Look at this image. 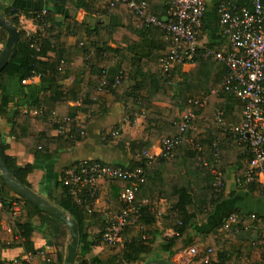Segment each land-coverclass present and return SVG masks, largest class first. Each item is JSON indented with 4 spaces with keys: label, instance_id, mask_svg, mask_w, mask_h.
<instances>
[{
    "label": "trees",
    "instance_id": "obj_1",
    "mask_svg": "<svg viewBox=\"0 0 264 264\" xmlns=\"http://www.w3.org/2000/svg\"><path fill=\"white\" fill-rule=\"evenodd\" d=\"M53 1L61 3L64 7L71 6L74 10L82 8L87 12L95 11L86 0ZM106 1L109 7L113 0ZM235 2L251 7L252 0ZM148 10L158 17L163 14L150 9L149 6ZM0 11L19 31L17 50L0 71V117L4 118L9 126V134L27 146L37 159L55 158L61 151L85 142L84 132L87 125L106 112L107 94H110L114 101L124 102L126 114L131 119L135 115L144 114L142 135L147 143L155 142L162 135L176 133L177 126L174 121L177 109L186 106L189 98H207L204 106L195 109L194 127L185 132V139L178 152L169 159H157L147 167L145 179L139 183L135 192L136 211L132 216L136 217V222L125 225L121 240L111 245L118 250L107 258H89L87 253L93 245H101L108 214L123 208L119 192L128 185V181H104L100 195L103 193L107 201L108 207L105 209L89 203H76L67 194L61 181L58 183L60 195L46 196L78 224L76 264H142L151 258L171 259L186 247L189 229L193 223L205 219L212 212L213 205L226 196L223 188L214 190L213 175L204 162L214 164L222 175L229 164H236L238 179L243 180L246 168L243 162L247 157L242 149L243 144L235 143L234 136L219 127L215 120L217 107L223 109L226 125L236 124L242 118V103L237 97L225 90L211 92L212 89L218 88L223 80L227 72L225 65L200 55L194 59L193 66L182 74L180 81L170 82L172 73L163 75L158 67V58L163 53L159 54L152 49L139 54L136 49L141 35L151 34L153 29L162 36L164 33L156 27L141 24L134 12L120 1H114L108 22L97 21L93 26L84 20L59 18L53 10L45 13L23 10L11 5V0H0ZM20 13L35 19L36 30L31 35H27L25 30L20 28ZM123 16L127 18L126 21ZM0 33L6 34L1 26ZM70 36L76 38L74 45L68 43ZM107 40L115 43L117 47L108 45ZM123 43L126 44L125 47L122 46ZM75 48L82 49L83 53L77 54ZM114 55H117V62L107 72L102 91L97 93L96 90L104 77L102 71ZM74 69L78 87L66 88L63 80ZM119 70L123 71L122 78L118 84H114ZM35 74L39 76L40 82L46 85L44 95L32 101L24 110L13 100L6 83L13 76L23 80ZM134 77L139 79L131 85L130 80ZM143 88L147 90L146 95L140 94ZM71 101H79V104L70 105ZM30 110H35V115H31ZM78 112L86 115L83 122L76 121ZM50 116H54L55 120L51 122ZM38 120L41 121V129L37 127ZM52 129H58V133L51 134ZM114 131L117 130L106 136L109 141L119 133ZM127 138L126 135H120L117 142L111 146L123 148ZM215 142L219 151V159L216 162L213 155ZM1 144L5 151L7 144L3 141ZM102 145L109 144L102 141ZM4 156L13 176L31 187L27 175L33 170L32 164L20 165L16 157L5 152ZM77 163L78 161L73 164ZM123 166L145 167L146 161L142 159ZM258 185L251 182L242 186L253 190ZM161 197L167 199L171 213L160 212L158 200ZM13 202L19 203V216L25 218L24 221L12 217ZM0 204V264L14 263V259L1 258V250L4 247L21 246L27 254L36 252L35 231H39L45 241L51 240L53 243L54 249L45 254L49 259L47 264H64L66 247L61 238L68 229L62 221L18 196L4 182L1 175ZM2 219L8 222L10 230L2 226ZM254 221L259 223L258 220ZM167 228H171L173 233L161 237ZM228 231L233 232L234 229L231 227ZM205 235L210 238V248L217 250L218 261L201 264H226L228 257L221 250V244H218L222 237L216 235L214 230ZM82 247L86 249L81 252ZM250 247L249 255L236 260V264H264V251L261 246L250 243ZM198 253L197 256L203 255V252Z\"/></svg>",
    "mask_w": 264,
    "mask_h": 264
},
{
    "label": "built area",
    "instance_id": "obj_2",
    "mask_svg": "<svg viewBox=\"0 0 264 264\" xmlns=\"http://www.w3.org/2000/svg\"><path fill=\"white\" fill-rule=\"evenodd\" d=\"M114 1L125 3L141 24L156 27L169 40L167 51L158 58V67L163 75H171L173 70L185 64H193L194 59L200 55L225 65L227 72L223 80L218 88L212 89L211 92L225 90L237 97L242 103V118L236 124L226 125L223 109L217 107L215 120L219 127L228 130L234 136L236 142L246 147L243 150L247 156L246 168L243 180L238 179L239 183H257L264 192V0H252L251 7L237 4L235 0L218 2L216 7L218 24L226 43V47L219 50L201 40L206 0H166L165 14L162 17L149 12L147 0H113L109 4L110 8ZM102 72L104 77L96 90L97 93L102 91V86L105 84L107 65ZM122 73V70L118 71L114 84L120 82ZM206 102V97H191L187 100V105L175 118L176 133L159 137L158 152L143 151L145 167L129 168L96 158H82L77 164L62 169L60 181L66 188L67 194L76 203L98 206L101 187L106 179L128 181V185L119 192V200L123 208L110 212L107 216L102 233V240L106 244L111 246L119 242L125 225L136 222V217L132 216L136 211L135 192L139 183L145 179L147 167L157 159H169L178 152L185 139V132L194 127L195 109L204 106ZM213 155L214 161H218L219 151L216 142ZM204 164L209 166L213 175L214 190H221L225 185L222 172L214 164L207 162ZM12 210L14 218L20 210L19 203L13 202ZM250 217L259 220L254 213L250 214ZM243 220V214L231 212L220 229L227 231L233 226L242 225ZM6 228L10 230L9 227ZM257 244L264 251V235L258 240L251 241V245ZM188 251L193 256L198 253V249L194 246L189 247ZM211 251L210 247L207 248L203 263L209 262ZM45 254L46 251L40 249L28 253L24 258L14 259L13 264H47L49 259ZM36 257H41L42 261H35Z\"/></svg>",
    "mask_w": 264,
    "mask_h": 264
},
{
    "label": "crops",
    "instance_id": "obj_3",
    "mask_svg": "<svg viewBox=\"0 0 264 264\" xmlns=\"http://www.w3.org/2000/svg\"><path fill=\"white\" fill-rule=\"evenodd\" d=\"M94 8V12H87L80 8L77 10L72 7H64L61 3L53 0H11V5L30 12L40 11L45 13L48 10H53L59 18L67 17L74 18L77 21H86L93 26L97 21L108 22L111 8L108 7L107 1L86 0ZM220 0H206V12L202 26L201 40L212 46L215 49H224L226 43L220 33L218 24V15L216 12L217 4ZM148 6L152 10L165 14L166 0H147ZM163 11V12H162ZM160 16V17H162ZM125 21L127 18H125ZM19 26L25 32L33 33L36 30V21L34 18L25 16L24 14L18 17ZM7 34L0 33V48L5 42ZM76 38L70 36L68 43L74 45ZM107 44L111 47H117L115 43L107 40ZM126 46L125 43L122 44ZM169 47V40L162 36L157 30H152L151 34H143L140 36L136 44L138 53H146L152 50L161 54L165 53ZM77 54H82V49L75 48ZM51 54V53H50ZM138 54V55H139ZM117 55H114L107 63L108 71L117 62ZM193 64H185L173 70L172 82H178L182 79V74L187 72ZM76 70L74 69L68 77L63 80V85L66 88L78 87L76 83ZM139 78H132L130 84L133 85ZM20 80L17 76L10 77L7 80L6 88L13 100L26 110L27 106L37 98L44 95L45 84L41 83L37 74ZM147 90L141 89L140 94L146 95ZM70 105H78L79 101H71ZM106 112L101 113L98 117L93 119L85 129V142L75 145L72 148L61 151L57 157L52 159H37L30 152L29 148L20 141L16 140L9 134V126L4 118L0 117V141L7 144L5 153L16 157L20 165L27 163L32 164L33 170L27 175V180L31 184V188L46 197L49 194L58 196L61 190L58 186L60 182L61 171L64 167L71 165L82 158H96L105 162L131 165L144 159L143 151L158 152L159 138L153 143H147L142 135L145 116L144 114L135 115L132 119L126 114V108L123 101H114L110 94L106 95ZM183 108V107H182ZM182 108H178L176 115L180 113ZM31 115H35V110L29 111ZM86 115L83 112H78L75 119L77 122H83ZM49 120L54 121V116H50ZM38 129H41V121H37ZM68 130V128H66ZM113 130H117L118 135L113 136L112 141L107 139V135H112ZM58 129H52L51 134H57ZM120 135L128 136L123 148H117L114 145L119 139ZM102 141L109 144L103 146ZM235 143L239 144L234 140ZM243 150L246 149L243 144ZM246 165V159L243 166ZM236 164H229L223 172L225 185L223 192L226 194L221 200L213 205L212 212L203 220L193 223L189 229V238L186 247L174 254L171 257L177 264H201L205 257V251L211 247L210 238L205 233L214 230L216 235L221 236L218 244H221V250L226 253L228 261L226 264H236V260L247 257L251 251L250 243L252 240H257L264 235V192L260 185L253 190L244 188L238 181ZM145 202V201H144ZM99 208L105 209L108 207L103 193L100 195ZM158 207L161 213H171L170 204L164 197L159 198ZM239 211L245 217V222L239 226H233V232L220 229L221 224L231 212ZM1 213V205H0ZM256 214L259 218V223L250 217V214ZM20 221L25 218L19 216V211L16 216ZM4 228L8 227V222L5 219L1 220ZM173 233L171 228L163 231L161 237L169 236ZM230 235V236H229ZM35 248L44 249L46 252L51 251L54 247L47 245V242L42 237L39 231L34 234ZM160 240V238H159ZM194 246L198 252H203V255H191L188 251L189 247ZM39 248V249H38ZM81 249V248H80ZM86 248L81 249V252ZM101 245H93L90 252L87 253L89 258L98 257L105 259L109 254L103 250ZM36 250V251H37ZM212 250V249H211ZM199 254V253H198ZM27 253L24 252L21 246L4 247L1 250V258L3 260H13L16 258H24ZM35 261L41 262V257H36ZM209 261H218L217 250L213 249L209 254Z\"/></svg>",
    "mask_w": 264,
    "mask_h": 264
},
{
    "label": "water",
    "instance_id": "obj_4",
    "mask_svg": "<svg viewBox=\"0 0 264 264\" xmlns=\"http://www.w3.org/2000/svg\"><path fill=\"white\" fill-rule=\"evenodd\" d=\"M0 26L6 31V39L0 48V71L8 61V59L15 53L19 43V31L15 24L7 19L0 11ZM0 175L4 182L20 197L34 203L40 208L44 209L50 215L62 221L69 232V241L66 245V254L64 257V264H76L79 230L76 220L71 217L66 211L50 202L46 197L42 196L31 187L25 185L13 176L7 166L4 156V150L0 141ZM47 245L51 246V240H47ZM142 264H177L171 259L159 257L151 258Z\"/></svg>",
    "mask_w": 264,
    "mask_h": 264
},
{
    "label": "rangeland",
    "instance_id": "obj_5",
    "mask_svg": "<svg viewBox=\"0 0 264 264\" xmlns=\"http://www.w3.org/2000/svg\"><path fill=\"white\" fill-rule=\"evenodd\" d=\"M61 239H62V243L66 247V245L69 241V232L67 231V233H65ZM101 246L104 248L103 250L106 251L107 254H111L112 252H115V250H118V248L110 246V245L106 244L104 241H102ZM118 247H120V245Z\"/></svg>",
    "mask_w": 264,
    "mask_h": 264
}]
</instances>
